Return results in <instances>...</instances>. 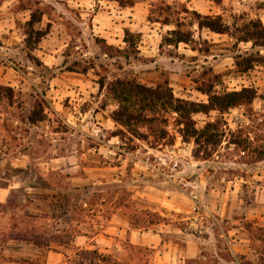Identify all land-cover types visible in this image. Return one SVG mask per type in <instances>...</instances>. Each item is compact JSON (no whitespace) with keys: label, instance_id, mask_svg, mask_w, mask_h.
I'll return each instance as SVG.
<instances>
[{"label":"rangeland","instance_id":"1","mask_svg":"<svg viewBox=\"0 0 264 264\" xmlns=\"http://www.w3.org/2000/svg\"><path fill=\"white\" fill-rule=\"evenodd\" d=\"M157 1L0 0V264H69L77 247L125 264H264V45L196 22L191 42L163 44L175 8ZM164 1L264 25V0ZM116 78L194 102L208 88L256 96L192 116L222 133L201 158L172 118L167 144L114 122Z\"/></svg>","mask_w":264,"mask_h":264},{"label":"trees","instance_id":"2","mask_svg":"<svg viewBox=\"0 0 264 264\" xmlns=\"http://www.w3.org/2000/svg\"><path fill=\"white\" fill-rule=\"evenodd\" d=\"M120 5L131 6L136 0H117ZM263 8H264V4ZM159 10H171L173 16L166 15L161 20L162 23H174V28L167 31L163 36L161 43L177 46L179 43H188L192 41V32L190 28H185L193 22L197 23L198 28H205L210 32L228 33L238 42L252 40L255 45H264V25L259 19L249 20L238 25L234 22L228 25L221 16L201 15L197 11L188 10L185 6L173 4L170 6L164 0H159L152 4ZM178 13H184V16H178ZM31 19L27 21V25L36 22L39 17H33L34 12L31 11ZM171 18H170V17ZM187 23V24H186ZM128 31H125L124 42H129L131 37ZM246 62V65H249ZM103 86V83H101ZM106 89L113 99L117 102L116 109L112 112V119L117 124L127 127L131 135L139 137L151 138V144L169 143L167 138L166 123L172 118L178 127L176 131L183 142H192L195 146L194 156L202 154L201 158H207L214 151V145L221 138L222 133L218 130V121L206 122L201 128L195 127V121L192 116L196 113L207 114L210 111L223 113L226 110L251 102L256 92L250 87H242L233 91H216L212 88L201 91L207 95L206 102H194L191 100L175 97L172 89L167 82H161L154 86H148L134 79L116 78L111 80ZM4 90L9 88L0 85V94L3 95ZM169 117V118H168ZM141 125L149 134H141L137 130V126ZM167 137V138H166ZM244 151V150H243ZM256 158L264 159V148L256 150ZM75 206V205H74ZM70 220V204L66 205ZM32 239L31 236L28 237ZM26 240V239H23ZM34 244L46 245L45 242L31 240ZM69 264H125L117 261L109 254L101 253L96 248H79L77 247L73 255L68 257Z\"/></svg>","mask_w":264,"mask_h":264},{"label":"crops","instance_id":"3","mask_svg":"<svg viewBox=\"0 0 264 264\" xmlns=\"http://www.w3.org/2000/svg\"><path fill=\"white\" fill-rule=\"evenodd\" d=\"M142 241V239H140Z\"/></svg>","mask_w":264,"mask_h":264}]
</instances>
